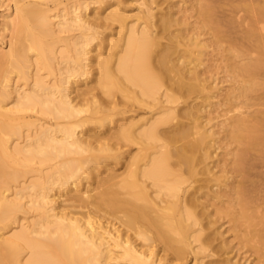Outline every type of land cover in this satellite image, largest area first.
I'll return each mask as SVG.
<instances>
[{"label":"bare ground","instance_id":"1","mask_svg":"<svg viewBox=\"0 0 264 264\" xmlns=\"http://www.w3.org/2000/svg\"><path fill=\"white\" fill-rule=\"evenodd\" d=\"M129 1L133 0H114L106 4L104 10L114 5L117 8L105 16L94 15L92 20L86 12L74 8L68 25L80 27L85 34L74 42L76 57L68 61L60 80L49 83L38 76L25 89L9 83L7 74L0 80V131L3 133L0 135V264H179L180 259H183L180 264H222L220 261L223 260H205L210 256L214 258L216 246L219 251V245L212 244L216 231L211 227L215 224L214 218L217 219V215L220 217L221 212L232 214L236 221L242 219L249 228L254 226L246 228L248 237L258 242L256 245L260 242L255 248L261 261L264 259V180H261L264 176L257 171L264 169V91L261 94L257 92L264 90V0H225L227 7L221 6L222 0H192L190 4L201 17V26L204 24L213 28L211 41L216 37L219 39L214 42H217L224 37L222 40L227 39L225 42L232 45L230 41L233 42V37H227V30L222 29L223 24L229 26L226 16L231 20L236 18L245 27V30L241 27V31L242 28L244 30L242 34L245 33L239 36L243 40H234L237 47H222L223 50L234 48L237 51L235 54L233 49L230 56L226 54L224 58L230 61L234 58L238 60L236 57L239 55L243 60L247 59L245 62L238 61L242 64L224 61L226 69L239 74L232 75L241 78L239 91H229L225 95L226 102L221 99L215 103L228 105L227 112L233 107L238 111L235 113L234 110L226 129L228 140L238 146L233 154L235 157L229 161L231 168L225 163V167L241 176L232 184L227 180L234 174L230 169L222 165L223 173L229 170L232 173L230 176L224 173L226 179L214 170L215 166H220L213 158L217 157L216 149L221 148L219 144L222 142L219 143L210 114L215 105L212 99L219 95L216 93L220 87L212 83L218 72L214 77V68L211 70V65L205 62L207 57H203L205 53L207 55L208 44L199 36L202 30L189 34L185 16L177 15L185 11H182V6L176 9L175 0H143L141 4L147 9L133 17L126 13ZM83 6L86 9L87 4ZM244 11L247 14L244 15ZM15 14V21L11 19L6 25L10 27L14 24L12 29L15 28L9 53L1 54L0 58L9 56L13 70L24 78L34 54L35 59H43L41 52L46 54L44 42L54 29L49 8L39 1L18 0ZM102 18L104 20L100 21ZM114 23L119 24L120 37L115 41L112 38L110 47L120 48L109 51L106 57L102 56L103 53L97 54L99 76L96 78L101 92L106 93V99L98 98L90 87L74 95V83L78 81L74 77L85 76L89 72L86 69L89 64L86 61L90 58L87 46L100 37L99 28L106 30ZM174 26L176 29H173ZM238 42L243 43L240 45L242 48L236 45ZM97 45L101 48L100 43ZM48 52L51 54V50ZM116 90L129 101L134 100L133 103L136 102L141 109L145 108L149 114L142 109L144 116L139 111L136 112L139 115L134 116L128 112L130 107L123 103L125 107L117 112L115 109L119 100L115 101L111 96ZM16 92L17 98L11 100ZM125 100L124 103H129ZM12 102L14 104L11 105ZM36 106L54 115L57 120L55 126L39 124L40 131L32 139L23 145L17 141L12 146V143L9 144L11 138L17 137L20 132L12 123L14 111ZM86 111L90 114L82 116L81 113ZM117 113L123 116L115 131L106 130L101 134L97 131L98 134L94 135L87 129V136L83 132L85 130H77L92 118H102L110 124ZM133 145H137L136 151L130 148ZM17 154L26 159L38 156L41 162L64 155L73 156L55 166L56 179L39 191L41 203H37L45 208L44 215L36 220L31 229L21 225L18 230L8 233L13 227V221H7L8 216L22 206L6 194L9 184L18 177L13 168L18 161ZM107 159H113L114 163L123 161L122 172H115L118 175L112 173L117 180L112 179L114 177L108 171L109 178L102 179V183H111L104 185L106 187L94 196L90 195L89 199L88 195L84 198L89 189L79 187L84 178L80 175L81 180L73 182V193H67L69 200L72 198L79 202H74V207H85L87 211L82 210L78 214L72 207L57 205V198L65 193L61 194L60 189L58 193H51L49 190L52 191L53 186H63L78 175L86 162L97 166ZM73 161L79 162L72 164ZM95 165L90 169L94 170ZM256 174L258 177L261 175V179L257 177L261 182L253 184ZM212 181L217 182L211 184ZM251 183L252 186H249ZM35 186H39V182L20 186L17 193ZM223 187L228 189L223 192ZM225 194L231 206L218 205L217 202ZM209 205L213 209H209ZM102 206L112 209L108 212L113 214L108 216L120 213L115 215L119 217V225L103 221L96 214L98 210L106 209ZM102 212L108 214L104 210ZM258 225L261 227L256 228ZM189 254L192 255L190 260ZM226 260V264L239 263L231 255Z\"/></svg>","mask_w":264,"mask_h":264},{"label":"rangeland","instance_id":"2","mask_svg":"<svg viewBox=\"0 0 264 264\" xmlns=\"http://www.w3.org/2000/svg\"><path fill=\"white\" fill-rule=\"evenodd\" d=\"M30 1H39L40 3H43L44 5H46L49 8V11L51 14L50 20L52 22V27H53L54 31H53V34H51L49 36V38L46 40L47 42H44V44L46 45L45 46L46 54L50 55V58L47 57V55L42 51L41 55H42L43 59L37 60V59H35L36 58L35 54L32 53V56L34 54V56L31 58V60L33 59V61L30 63V66L28 67L24 78L19 77L16 74V72L13 70L12 65H11V59H9V56L5 57L4 59L0 58V80L2 79L3 75L7 74L8 79L10 80L9 83H13L15 86L17 85V88L19 85V88L22 87L23 89L28 88V86L30 85L32 80L38 76L42 77L43 79L46 80V82H49V83H52L55 79L60 80L61 77L63 76L62 72H66V68L69 64L68 61H70L71 59H74L76 57V48H75L74 42L82 34H85V33L82 32L80 27H77V26L69 27L70 25H68L69 22L71 21V16H73L72 11L74 10V8L77 7L78 11L86 12L88 15H90V17H89L90 20L94 19V15L95 16L96 15L97 16H99V15L105 16L106 14H109V12H112L115 8H117L114 5V6L108 7L106 10H104V7H106L105 5L109 4L110 2H113L114 0H30ZM175 1H177L176 9L179 10L180 9L179 7L182 6L183 7L182 11H185L184 13L180 11L181 13L179 12L177 15L181 16L183 14L185 16V18L183 16H181V17L184 18V20L188 22L187 28H188V25H189V28L187 30L189 31V34L193 33L195 30L196 31L202 30V32H200L199 36L201 39L203 38V42L206 41L205 43L208 44V46L206 47L208 49V51H205V52H207V55L205 53V55L203 57H207L206 59L205 58L204 59H205V62L207 61L206 64L208 66L213 65L212 67L210 66L211 70H212V68H214V71L212 72V74L215 73L216 71L218 72V73L216 72L218 79L215 77L216 73L214 74L215 79H213L214 81L216 80L215 82H217V83H214V81H212V78L209 77V78H211L210 82L212 81L213 84H216V86L220 87V90L218 91V89H217V93H216L219 95L215 96V98L212 99V101L215 104L216 102L221 101V99L222 100L225 99V102H226L227 99H226L225 95L227 96L229 91L230 92L231 91H233V92L239 91V89H238V88H240L239 87L240 86L239 80L241 78L236 77L237 75H239L236 71L232 72L231 70L226 69V66L224 67V65H226L225 62H227L225 60H228V58L226 59L224 57L227 56L226 54H229L228 56H230V51L233 50L235 47H237L234 45L235 44L234 40L236 41L237 38H238V40L239 39L243 40V38H241V37L239 38V36L240 35L243 36V34L245 32L242 34V31L245 30V27L243 25H240V23L238 22L239 20H237L236 18H234L235 20L232 18V20H233L232 21L231 19H229L230 17L226 16V18L229 22V26L223 24L224 26H222V29H224V31L227 30V32H226L227 37H228V35H229V37L230 36L233 37L232 41L234 43L231 41H230V43H232V45L229 44V42L226 43L225 41H228V40L225 39V41H223L222 39H224V37L219 40L221 43L217 40L216 41L218 43L214 42L215 39H219L216 37H215L214 41H211V39H212L211 37H213V34H214L213 28H211L210 26H209L210 27L209 28V27H207V25L204 26V24H203V26H201L202 22H199V21H201L200 20L201 17L200 18L198 17V14H196L197 12H195L194 9L190 5L192 0H186L187 2H185V3L183 0H175ZM224 1L225 0H222L221 1L222 5L221 4L220 5L227 7V4ZM17 2H18V0H0V55L1 54L4 55V54L9 53L10 45L12 43V42H10V40L12 39V34L14 33L13 30L15 28L12 29V27H14V24H13V26H10V27L9 26L7 27L6 25L8 22H10L11 19L12 20L14 19V21L16 19L17 15L15 14V5L17 4ZM142 2H143V0L129 1L127 3L128 10L126 13L131 15V17H133L134 15L139 14V13L143 14L142 10L147 9V7H146V5L141 4ZM183 3H184V5H183ZM86 4H87V7L85 9V6H83V5H86ZM186 6L187 7L189 6V8L186 9ZM242 13L244 15L247 14V13H245V11ZM242 13H240L241 16L243 15ZM222 18L225 20L224 17H222ZM99 20L103 21L104 19L102 18ZM224 22H227V21L225 20ZM232 23H234L235 25H233ZM231 25H233L232 26L233 29H232ZM180 26H182V25H180ZM109 27L106 28V30L102 27L99 28V30L102 31L104 29L105 31H103L102 33L100 31L99 32L100 37L95 38L87 46V49L90 50V52L88 53V56H90V58H89L90 60L88 59L86 61L89 63L88 66L86 67V69L89 70V72L85 76L77 75V77H74L75 80H78L77 83H74L75 87H76V91L74 90V92H73L74 95H77V94L83 92V90H87V88L90 87L92 93L94 92V94H97L98 98H99V96H101V98L104 97L103 99H106L105 98L106 93L103 94V92H101L102 88L99 86V84L97 82V78L99 76L98 75L99 74V71H98L99 66L97 63L99 56L97 54L103 53L102 56L106 57L109 51L114 52L115 50H118L120 48V46L116 47V49L115 48L111 49V47H110L112 44L111 39L113 38V41H115L120 37L119 24L114 23V24L110 25ZM174 27H173V29H176V27L175 28ZM241 27H244V30L242 28V31H241ZM177 28H178V26H177ZM208 28H209V31L207 30ZM108 34H109V37L107 36ZM233 34H237V35H235L236 37L233 36ZM105 35H106V38L104 37ZM225 38H226V35H225ZM230 39H232V38H230ZM240 40H239V42H240ZM239 42L236 45L240 46L243 43H245V42L241 41L243 43L239 44ZM99 43H100L101 48H99V45H97ZM117 43H119V42H117ZM214 43L215 44L217 43L218 46H221V45L222 46L220 48L216 47L217 45H215ZM219 44H221V45H219ZM226 44L228 45V47ZM247 44L248 43H245L244 45L249 46ZM229 45H230V47H234V46L235 47L232 49L230 48V51H229L228 50ZM95 46L96 47L98 46V47L94 48ZM213 47H215V48H213ZM222 47H225L228 49L223 50L224 48L222 49ZM240 47L242 48L243 46H240ZM218 49H221V50H218ZM48 50L49 51L51 50V54L48 52ZM97 50H99V51H97ZM226 51L229 53H227ZM235 52L237 53V51L234 49L233 53H235ZM96 56H98V57H96ZM239 56L236 57V58H239L238 60L237 59L235 60V58H234V60H231V61L237 62L238 64L239 63L242 64L241 62H245V60H247V59L243 60L242 55L240 56L242 58H240ZM254 56H256V53ZM208 58H210V59H208ZM244 58H246V57L244 56ZM239 60L241 62H238ZM228 61H230V59ZM206 64H205V66L207 67ZM205 66L203 65L202 67H205ZM228 71H230V72H228ZM233 73H236L237 75L235 74L234 75L235 77H233L232 76ZM78 82H79V84H78ZM83 82H86V83H83ZM210 82H208V83H210ZM20 90H22V89H20ZM116 91H115L116 94L115 93L111 94V96H113L114 98L111 97L110 95L109 96L111 97V100H112V98L115 99V101L119 100V101H117V102H119V104L117 105V107L115 109L117 112H119V110L123 109V107H125V105H128V107H130L128 109L130 111H128V112L134 116H136V115L138 116L139 115L138 113H140V112H141L140 113L141 116H144V112H145V114H149L145 108H142L143 109L142 110L139 106H137L138 104L136 102H135L136 103V105H135V103H133L134 100L129 101V99L125 98V96H123V94H121V92H119L118 90H116ZM263 91L264 90L262 89V91L260 90L257 92L261 94ZM17 96L18 95L16 92V94H13L11 96L12 98H10V99L11 100L13 98L16 99ZM106 97H108V94ZM110 97L107 99H110ZM124 98L128 99V100H125ZM124 100H125V102L128 101L129 103H124ZM130 102L133 105H131ZM122 103L125 105H122ZM222 103H223V101H222ZM12 104H14V103L12 102L11 105ZM129 104L131 106H129ZM227 106L228 105H226V104L225 105L223 104L221 106V105H218V103H217L213 106V108H212L213 110L211 111V114H210V117L212 118L211 123H213V128L216 130L217 136H219V138H220L219 143L222 142L221 144H219L220 145L219 147H221V148L216 149L217 153L215 154V157L216 156L217 157L215 159L213 158V160H216V162L218 160L217 165L219 164L220 166H217L218 168L215 166L214 170L216 169L215 171H218L217 172L218 174L221 173L219 175L222 176V179H226L224 177V173H225V176H227L226 174H228L229 176L232 174L231 173L232 170L230 169L231 164L229 163V161H232L233 156L235 157V155H233V154L236 153L235 151H237V148H238L237 144L235 142L229 141L228 137L226 136L227 135L226 129L229 127V125H227V124L231 120L230 116H232L234 114L233 112L236 111L235 113H237L238 111L236 109H233L234 108L233 107L232 108L233 110L231 109L230 112H227ZM256 107L257 106H254L253 108H256ZM14 110H16V108H14ZM141 110L144 112H142ZM128 112L126 114L130 115ZM136 112H138V113H136ZM89 114H90L89 111L81 113L82 116H87ZM114 116L115 117L110 122V124L107 123V120H105V119L92 118L89 123H86L85 125H80L77 128V130H85V131H83L85 133L87 129H90L89 130L90 132L88 131V133H91L94 135L98 134V132L100 134L104 133V132H106V130L108 132H112V130L115 131L116 128H118L117 125H119V122L122 121L121 117L123 116V114L117 113ZM206 116H209V115L206 114ZM14 117L15 118L12 120V123L15 126H17V128H19L20 132H19L17 137L13 136V138H11L12 140L10 139L11 141L9 144L12 143V146L17 141H18L17 143H19L20 145H23L26 143V141L28 139H32L34 137V135L38 131H40L39 124H43L44 126L49 127V126H55L56 121H57L53 114L41 111L40 106H36L35 108L22 109L20 111H14ZM114 119H116L117 121ZM225 122H227V123H225ZM209 125H212V124L209 123ZM93 127H95V128H93ZM92 131H94V132L92 133ZM95 131L96 132L98 131V132L96 133ZM88 133H87V136H88ZM0 135L1 136L3 135V133L1 131H0ZM136 147H137V145L136 146L133 145L130 148L132 150L135 149V151H136V149H137ZM235 147H236V149H235ZM135 151H132V153H134ZM72 156L73 155H64V156H60V157L52 159V160H46L45 162H41L38 156H36L35 158L26 159L21 154L16 155V159L18 161L15 164H13V168L16 172H18V177L16 180L12 181L9 184V188L6 191V194L9 196V199L22 203V206L20 208L16 209L11 215L8 216L7 221L8 220L13 221V224H12L13 227L10 228V232H8V233H12V232L18 230L21 227V225L27 226L31 229L32 226L34 225V223L36 222V220H38L39 218H41L44 215L45 208L39 206L37 203V202L41 203V198L38 196L40 193L39 191L41 188H45L46 186L50 185L51 184L50 181H52L53 179H56L57 174H54V173H55V170H57V169H55L57 167H55V166H57L60 161L68 160ZM220 158H221V161H220ZM121 159L122 158H120L119 160H121ZM112 160L113 159H110L108 161H103L102 162L103 165H102V163H100L99 165H97L98 167L93 162H86L85 164H83V167L79 170L78 175L70 178L68 180V182L65 183L63 186H58V185L53 186V190L52 191L49 190L51 193H55V192L58 193L61 190H62L60 192L61 194L65 193L63 196H60V197H58L56 195V197H58L57 198V205H60L61 208H62V206L64 208L68 206L69 209L72 207L71 209L72 210L74 209V211L77 213L79 212L78 214H81L82 210L87 211L88 208H85V207L84 208H82L81 206L78 208L74 207V206H76L74 204L76 203L77 200L75 201V199H74V201H73L72 198H71L72 200L71 199L69 200L66 197V196H68L67 193H69V194L73 193V189H75L73 182L74 181L79 182V180H81L80 179V175H81L84 178L82 179L79 187L82 189L84 188L85 190L88 188L89 190H88V192H86L84 194L85 195L84 198H87L86 196L88 195L89 196L88 198L91 199L90 195L94 196L95 194H97V192H99L100 189H104L108 185L107 183L109 181L108 182L106 181L107 183H105V182L102 183V181H104L102 179L106 180L105 177L109 178V176H107L108 171H109L110 175H112L113 172L114 173L115 172L120 173L124 169V167L122 166L123 161L122 162L120 161V163H121L120 164V163H118L119 160H117L116 163H114L113 162L114 160L113 161ZM219 161H220V163H219ZM77 162H79V161H77ZM77 162L73 161L72 164H76ZM106 162H108V163L106 164ZM112 163H114V164L111 165ZM225 163H226V166L227 165L229 166V164H230V166H229L230 168L225 167ZM93 164L96 167V168H94V170L90 169L94 166ZM222 165L225 169L228 168L231 171L229 170L228 173L224 171V173H223ZM107 167H110V168H107ZM112 167H114V168L112 169ZM261 170L263 171L264 169H261V168L257 169V171L259 173H261L262 176H264V171L261 172ZM41 173H43V174H41ZM117 173H115V175ZM41 175L44 177H40ZM51 175H53V176H51ZM85 175L86 176L88 175L89 177L87 176L88 177L87 178ZM232 175H234L233 178H232ZM232 175L229 179H227V180H229L228 182H230L231 184H232V181L237 180L236 178L241 179V176L238 172L236 174L237 177H236L235 173ZM261 175H260V177H258L259 175L256 174L255 179L256 180L261 179L262 178ZM49 176H50V180H48ZM112 176L114 177V174ZM251 177H253L252 179L254 180V175ZM115 178L117 180V176L112 178V179H115ZM119 179H120V177H118V180ZM256 180L253 181V184L261 182L260 180L259 181H256ZM261 180H264V178H262ZM35 181L39 182V186H35L33 188H28L24 191H21V193H19V194L17 193L18 191H20L19 189L22 186H24V185L28 186L29 184H31L32 182H35ZM216 182L212 181L211 184H215ZM254 182H256V183H254ZM101 183L103 184L102 186H101ZM109 183H111V182H109ZM221 183H224V182L222 181ZM81 184H83V186ZM104 185H106V186H104ZM249 186H252V183L249 184ZM214 188L216 189V186H214ZM59 189H60V191H59ZM226 189H228V188L223 187V189H222L223 192ZM66 190L68 192H66ZM63 191H65V192H63ZM226 194H225V197H223V199H225V202L223 199H222L223 201L220 200L221 198L220 199L216 198L217 200L222 201L223 204L220 201L217 202V200L215 199L216 202L218 203V205H224L225 207L231 206V205H228L230 203H229L228 196L226 197ZM32 200L33 201L35 200V202H33ZM210 202H211V200H210ZM212 202L214 203L215 201H212ZM69 205H71V206H69ZM102 207L104 208L106 206H102ZM107 207H106V209L104 208L103 210H104V212H107L108 214L103 213L102 209L100 211L98 210L96 212V214L98 216L100 215V217L103 221L109 220V221H112V223H115L116 226L119 225V221H118L119 217H117L118 216L117 214H120V213H114V216L111 215L112 217L108 216L109 214H113V213L112 212L109 213L108 211H112V209L108 207L111 210H109V209L107 210ZM237 207L238 206H236V208ZM236 208H235V210H236ZM209 209H213L211 205H209ZM232 209H234V208H232ZM105 210H107V211H105ZM221 213H220V215H221L220 217H219V215H217V219L214 218V217H216V215L213 217L215 224L213 227H211V230L216 231L213 234V238L215 240L213 239L212 244L214 245L216 243V245H219L218 246L219 251L217 249V246H216V248L214 246V248L217 251V253L215 251L216 254H215L214 258L212 256H210L212 258L207 257L205 260H208V259H213L215 261H216V259H217V261L223 260L220 262H222V264H226V263H224V261L226 260L227 256L230 257V255H231V257H233V260L235 262H237L236 260L238 259V261H239L238 264H264L263 263L264 259L262 258L263 260L261 261V258H260L261 256L259 255L260 253L257 254L259 251L257 252L256 251L257 248H255V247L260 245V242H259V245H256L258 242L255 243V240H251L248 237L249 234L247 233V230H246V228L251 229L254 226H250V228H249L248 224L244 223L242 219L239 221L237 220L238 221L237 222L235 220V218H233L232 214L230 215V214H227L224 212H221ZM101 215H103L104 217L102 218ZM115 215H117V216H115ZM222 215L224 217H222ZM115 217H117V219ZM112 218H114V219H112ZM105 219H107V220H105ZM258 227L260 228L261 226H259V225L256 226V228H258ZM216 235H217V237H216ZM224 241H226L227 243ZM222 243H223V245H222ZM223 246H225V247L223 248ZM215 249H213V251ZM227 249L230 252L227 251ZM231 249H232V251H231ZM191 256H192L191 254L188 255L189 260L191 259ZM180 260H183V259H180ZM180 260H178V261L181 263ZM182 262H184V261H182ZM190 263H192V261Z\"/></svg>","mask_w":264,"mask_h":264}]
</instances>
